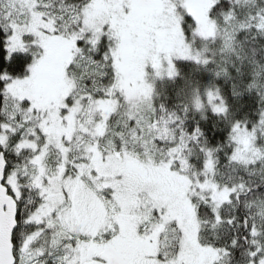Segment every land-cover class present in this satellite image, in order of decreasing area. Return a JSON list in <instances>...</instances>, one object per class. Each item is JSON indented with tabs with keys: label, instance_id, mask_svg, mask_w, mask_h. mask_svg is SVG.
<instances>
[{
	"label": "snow or ice",
	"instance_id": "obj_1",
	"mask_svg": "<svg viewBox=\"0 0 264 264\" xmlns=\"http://www.w3.org/2000/svg\"><path fill=\"white\" fill-rule=\"evenodd\" d=\"M0 264H264V0H0Z\"/></svg>",
	"mask_w": 264,
	"mask_h": 264
}]
</instances>
